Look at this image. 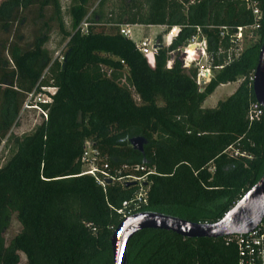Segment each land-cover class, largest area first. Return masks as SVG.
Here are the masks:
<instances>
[{
  "label": "trees",
  "instance_id": "trees-1",
  "mask_svg": "<svg viewBox=\"0 0 264 264\" xmlns=\"http://www.w3.org/2000/svg\"><path fill=\"white\" fill-rule=\"evenodd\" d=\"M73 5V32L62 59L53 58L38 35L30 47L10 43L0 54V145L14 153L0 167V264H112L110 239L123 219L121 203L136 187L114 179L104 186L83 174L84 142L92 140L116 176L136 165L147 175V202L137 212L155 211L193 222L221 219L264 172V109L248 120L255 102L252 77L264 41V0L259 38L237 54L230 41L236 27L254 15L242 0H98L87 15ZM51 7L59 0H3L0 30L11 28L4 9ZM122 24L180 28L169 45L158 37L154 64ZM222 26H226L224 31ZM199 29V30H198ZM200 34L215 73L199 91L197 67L185 68L171 52ZM235 47V48H234ZM234 48V49H233ZM241 79L236 90L212 108L200 103L215 88ZM55 88L40 104L47 120L31 132H10L29 94ZM44 92V91H43ZM33 101V100H32ZM142 143L134 147L132 140ZM149 171V170H148ZM21 225L8 244L12 216ZM128 264H237L238 248L225 238H184L167 230L144 229L127 245Z\"/></svg>",
  "mask_w": 264,
  "mask_h": 264
},
{
  "label": "rangeland",
  "instance_id": "rangeland-1",
  "mask_svg": "<svg viewBox=\"0 0 264 264\" xmlns=\"http://www.w3.org/2000/svg\"><path fill=\"white\" fill-rule=\"evenodd\" d=\"M1 1L3 0H0V2ZM110 1L111 2H107V8L112 7L116 3L115 0ZM77 4L83 3L81 0H59L58 15H55L54 10L51 7H46L43 10H40L36 6L22 8L17 4L8 5L4 9L5 19H7V21L10 23L11 28L3 31L0 30V54L3 51L8 50V47H10V43L12 45L18 46L19 48L30 47L35 38L40 35L47 37V43L45 44V47L50 52V55L53 58H59L61 60L66 50L65 44L67 42L68 36L73 32V21L70 10L73 5ZM97 4L98 0L85 1L84 6L88 13L82 19L81 23L78 26L80 27L82 32H85L86 27L83 23L85 22L89 13L97 6ZM261 16L262 13L260 11L258 20L261 18ZM129 28L130 37L136 41L135 44L145 38L151 41L153 40L155 41V44H157V41L159 40L158 37H160L161 43H163L164 45H169V43H167L166 36L170 29L166 28L165 26L150 25L148 27H144L142 25L136 24L130 25ZM260 30L261 28L259 29V26H254L253 23L251 26H248L246 30L241 32V37L237 42V54L241 52L244 48L254 43L259 38ZM142 31H144V33ZM195 37L198 38L199 42H206L207 50L206 39L203 36H200V34L195 35ZM179 49H182V47H180ZM178 50L171 52V64L172 59H174L175 57H178V59L180 58L181 60V50ZM146 58L148 60V63L152 66L154 64V57L148 55L146 56ZM191 67H197L198 71H200L201 68H203V71L204 68L209 69L208 74H205L204 78L201 76V80H196V82L199 83H197L199 86V91H202L203 87L208 84L216 70L211 69L208 55L207 59L201 57L196 61L192 62ZM240 83L241 79H238L235 82L217 86L215 90L208 94V96L200 103V106L203 108L215 107L218 101L224 100L228 96H230L236 90ZM54 92L55 88H46L45 90H42V92H36L33 97L28 96L26 102L28 101L29 104H31V102H33V104L37 103L35 102L37 101L35 100L37 96L47 101V98ZM33 104L28 106H26V104L23 105L20 114L13 119V125L10 129V132L18 136L27 134L31 132L36 126L40 125L43 121L47 120V117L43 113H41L38 108L34 107ZM5 140L6 139H4L0 145V167L14 153V148L10 147L12 146L11 143H7ZM139 144L142 147V143L139 142ZM20 229L21 225L18 222L16 216H12L10 226L4 232L6 244H8L10 239L14 237L20 231ZM19 254L20 261L18 264H27L25 255L21 252Z\"/></svg>",
  "mask_w": 264,
  "mask_h": 264
},
{
  "label": "built area",
  "instance_id": "built-area-1",
  "mask_svg": "<svg viewBox=\"0 0 264 264\" xmlns=\"http://www.w3.org/2000/svg\"><path fill=\"white\" fill-rule=\"evenodd\" d=\"M245 2L247 7L251 9L252 14L254 15V26H259V7L257 6L256 0H242ZM86 26V22L83 23ZM251 26V25H250ZM130 25L122 24L119 26L120 34L130 37ZM248 26L236 27V31L230 35V41L237 47V42L241 37V32L246 30ZM224 31L221 32V36H224L226 26H222ZM86 31V27H85ZM179 32V27L173 26L168 31L166 36L167 43H171L172 39L176 37ZM137 49L146 57L151 55L153 57V52L156 49L155 41H151L149 39H143L136 43ZM181 50V62L182 66L185 68H190L192 62L197 59L204 57L207 59L206 55V42L198 41V38L195 36L187 43V45L183 46ZM154 61V59H153ZM167 66H171V60L168 61ZM207 71V72H206ZM208 68H201L197 73L196 80H201V76L204 78L205 74H208ZM198 83V82H197ZM199 84V83H198ZM46 88L43 87V90ZM30 96H34L33 94H29ZM51 96L45 99H41L40 97H34L35 102L33 106L38 108L41 113H43L47 117V111L43 109L40 104L48 103L51 101ZM28 106V105H26ZM263 113L262 107L255 101L252 102L249 106L248 110V120L251 122L255 119H258ZM80 161L82 164L83 174L92 175L96 182L104 186L105 183L111 180H118L121 183H131L136 187V190L133 196L130 199H125L121 203V207L117 210L118 213L122 215V218H126L131 216L134 213H137L141 204H145L147 202V175L149 173H153L154 169H147L145 165H136L135 171L141 172V174L135 173H127L125 175L116 176L120 173V170H115L110 173V167L105 160V158L101 157L99 149L96 147L95 143L87 139L84 142L83 152L80 157ZM149 170V171H148ZM227 241H233L238 248V263L237 264H264V219L262 222L251 232L247 234H239L232 235L225 238Z\"/></svg>",
  "mask_w": 264,
  "mask_h": 264
},
{
  "label": "water",
  "instance_id": "water-1",
  "mask_svg": "<svg viewBox=\"0 0 264 264\" xmlns=\"http://www.w3.org/2000/svg\"><path fill=\"white\" fill-rule=\"evenodd\" d=\"M256 102L264 109V41L259 49L252 77ZM133 146L141 149L139 141ZM264 219V172L237 203L218 221L193 222L155 211H142L123 218L113 230L110 245L112 264H128L127 245L130 239L144 229L172 231L184 238H226L247 234Z\"/></svg>",
  "mask_w": 264,
  "mask_h": 264
},
{
  "label": "crops",
  "instance_id": "crops-1",
  "mask_svg": "<svg viewBox=\"0 0 264 264\" xmlns=\"http://www.w3.org/2000/svg\"><path fill=\"white\" fill-rule=\"evenodd\" d=\"M144 33V31H142ZM132 41L136 42L135 40H133L131 37H129Z\"/></svg>",
  "mask_w": 264,
  "mask_h": 264
}]
</instances>
